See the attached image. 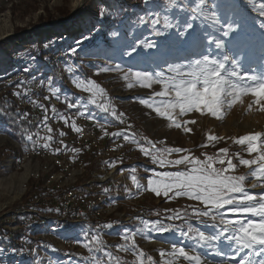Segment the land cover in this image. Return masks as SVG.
<instances>
[{"label":"rangeland","instance_id":"374dc122","mask_svg":"<svg viewBox=\"0 0 264 264\" xmlns=\"http://www.w3.org/2000/svg\"><path fill=\"white\" fill-rule=\"evenodd\" d=\"M11 1L12 8L6 16L13 24V35L1 45L7 54L0 55V79L20 70L27 77L33 75L35 81L40 79L41 88L52 87L55 94L47 95L50 99L46 96L44 105L37 108L42 106L48 116L54 117L55 127L59 122L52 112L60 105L53 101L60 104L63 91L69 95V105L80 103L75 110L104 112L101 115L106 118L110 111L116 117L122 115V121L128 117L126 128L138 134L146 147L157 150V161L148 159L152 161L142 165L143 171L137 167H114L111 170L116 175L107 182L120 180L116 186H129L125 196L136 199L132 206L138 212L129 213L132 223L126 230L129 240L122 241L130 251L116 258L102 255L95 259L82 254L76 264H196L195 259L180 255L181 248L189 258L199 257L200 264H244L249 258L259 264L264 260V242L240 248L234 238H229L238 227L237 221L252 225L253 233L264 234V225L256 224L264 217L251 213L264 203V0H113V4L86 0L72 19L69 17L77 9H72L71 0ZM65 20H79L87 28L77 37L63 32L40 36L34 29L42 24H50L47 28H51ZM188 24L193 25L191 30L187 29ZM97 26L105 29L103 39L94 38L76 53L84 58V63L76 71L68 70L72 74L64 77L70 88L58 90L51 86L56 68L71 56L69 45ZM10 42L14 44L11 51L7 48ZM129 51L131 55L127 54ZM33 66L38 77L30 72L35 70ZM193 69L201 73L195 80L189 75ZM61 74L54 79L56 84ZM173 81L197 85L200 101L191 112L182 114L179 106L170 107L177 104ZM216 85H220L219 89ZM218 94L222 98L219 108L213 103ZM157 109L167 111L172 119L159 115ZM21 111L17 119H22ZM65 120L74 129L72 117ZM117 133L111 135L115 137ZM24 135L20 142H26ZM10 144L0 137V204L9 203L0 209V222L12 210L30 205L29 198L38 193L37 187L42 188L47 176L56 170L49 166L52 161L44 159L49 170L42 166L39 177L32 174L23 183L27 185H22L25 194L10 201V192L19 188L17 176L12 187L7 186L8 179L18 172L17 164L12 165L19 154ZM97 156L93 153L87 157L90 162L85 178L63 186L64 191L79 187L95 172H111L93 167L106 161ZM201 167L207 173L215 170L210 177L211 186L198 183L188 187L175 182L176 186L164 194L162 177H179L180 181L197 175L202 178L203 173L193 171ZM127 170L130 171L125 177ZM139 173L150 176L140 177ZM209 193L211 198L204 199ZM54 194L63 192L56 190ZM237 204L241 206L237 208ZM221 220L233 221L227 226L229 231L225 232L226 225ZM200 232L209 236V241L200 240ZM249 238L251 242L258 237L249 233ZM256 252L260 254L257 256Z\"/></svg>","mask_w":264,"mask_h":264},{"label":"bare ground","instance_id":"6f19581e","mask_svg":"<svg viewBox=\"0 0 264 264\" xmlns=\"http://www.w3.org/2000/svg\"><path fill=\"white\" fill-rule=\"evenodd\" d=\"M85 1L86 0H71L70 6L74 10L79 8ZM105 1L111 4L114 3L113 0ZM12 4L13 1L11 0H0V47L4 42L8 41L11 35H13L11 31L13 29V24H11L9 16H6L12 8H10ZM56 25L57 26L47 28V26L51 25L42 24V26L36 27L35 30L40 33V36H50L63 32L71 37H77L80 32L87 28L79 22V20L60 21L56 23ZM13 47V42H10L7 48L11 51ZM6 54V50L1 47L0 55ZM63 54L69 55V53H65V51ZM1 59L0 57V63L2 62ZM17 75H25V82L23 85H26V87L23 88L24 90H21V95L17 96L15 99L14 91L0 92V95L6 97V100L8 99L10 103H14L22 110L20 112L22 119L29 118V121L25 122L28 126V131L24 135L26 137V142L34 140V147H43L46 141H48V144L52 145L53 148H47L45 152L33 151L28 155H26L24 148L19 156L14 157L12 166L16 163V170H18V172H15L16 174L14 177L12 176L8 179L7 186L11 188L15 182V176H17L16 182H18L19 188L16 189L15 192H10V201L25 192L23 187L26 186L27 188V185L23 183L29 181L30 178H32V174L39 177L40 172H42L40 171L42 166H44L43 169L45 171L49 168L47 167V163H43L44 159L52 161L49 166H54L56 170L54 174L47 176L46 183L41 186L42 188H40V186L37 187L38 193L35 195L33 194L29 198L31 199L30 205H23L20 210L19 208L14 211L12 210L5 215V220L0 222V264H18L24 259L22 257L31 255L36 248L38 237L41 235L38 233H45L47 235L53 231V227L62 225L64 222L70 223L71 225L77 222L79 223L82 220H87L88 222L89 219H94L97 215H101L103 213V208L99 206V202L106 196L107 191L88 196H85L84 193L85 191H90L92 188L98 187L97 178H95V176H100L102 180L101 184H106L109 177L111 178L116 175L115 170L103 174L104 176L101 173L95 172L91 179L86 180L82 185H79V187H68L67 189L69 190L64 191L65 189L63 186H67L70 183L77 184L79 179L85 178L88 169L87 164L90 162L87 157L91 156L93 153H96L98 155L97 157L104 160L124 158L126 152L125 148L127 147V143L125 142L130 140L132 133L126 128L129 120L128 117H125L126 119L123 118L122 127L125 130L127 129V131L122 133L123 129L114 128V123L119 122L116 116L110 119L101 118L100 120V118H98L99 121L96 122L95 119H92L91 113L83 110L79 112L77 118L75 114H73L72 124L74 125V129L71 134L74 136V140H70L69 145H64L63 141L68 138L66 135H63L64 137L58 135L59 123L55 127L54 117L48 116L47 113L43 111L42 106L39 109L37 108L39 104L44 105L47 95L55 94L52 87L45 86L41 88L40 79L35 81L33 75L28 74L27 77L26 72L20 70L14 71L13 74L2 77L0 80L16 77ZM34 75L35 77L39 76L37 73ZM225 80L228 81L227 79ZM53 104L60 105L59 102L56 101H53ZM29 109H31V112H28ZM30 113H32V117H29ZM89 120L93 123H89ZM97 124H104L105 130H111L105 131L102 125ZM46 126H48V136L47 132H44ZM86 128H88V136H84L86 135ZM35 132L38 135L37 139L35 137ZM112 132L118 133L114 135L115 137L110 138ZM29 137H31V139H29ZM124 140L126 141L124 142ZM83 145L88 146L90 149L85 150V146ZM0 186H2L1 183ZM56 190H58V192H63V194H54ZM65 193H67L66 196ZM47 203L50 205V217ZM8 204L9 203L0 204V209H3ZM64 209L69 210V212L66 213V219L62 212ZM36 215H38V217H34ZM85 217L88 219H85ZM29 222L30 224H28ZM90 225L91 224H88V228L91 227ZM156 245H158V243H156ZM16 248L22 250L16 251ZM67 248L74 250L75 245L68 241Z\"/></svg>","mask_w":264,"mask_h":264},{"label":"crops","instance_id":"0c3cea01","mask_svg":"<svg viewBox=\"0 0 264 264\" xmlns=\"http://www.w3.org/2000/svg\"><path fill=\"white\" fill-rule=\"evenodd\" d=\"M104 30L105 29L101 28L100 26H97L92 31L90 30L89 34H85L84 37H80L77 42L72 45H69L68 48L71 56L65 58L63 60V65L56 68L57 75L54 78L55 81L58 79V75H60L61 73L64 74H61L62 77H60V82H57V84L54 82V79L51 80L49 82L51 86L57 88L58 90L60 87H65V89L67 87L70 88V86L67 84L68 81L65 80L64 77L72 74L68 73V70L75 69L76 71V69L79 68L78 66L84 63V58L77 57L76 53H79L81 50H83L85 44H87L94 38H101L102 40L103 35L105 34ZM73 49H75V51H73ZM53 53L56 54L57 51ZM23 65H25V63ZM22 67H19V69ZM35 68V66L32 67V69ZM36 71L37 69L33 71L31 70L30 72L36 73ZM54 83L56 84V86L53 85ZM24 87H26V85H23V88ZM73 90L75 89L73 88ZM67 94L63 91L61 92L60 106L55 107V110L52 112V114L59 121L60 128L58 130V134L60 132L63 135H66L68 138L63 141V144L66 146L70 144V140H74V136L71 134L73 131V129L71 128L72 126L70 127V123L65 119L71 118L73 114V111L71 110H75L78 104H80L73 102L71 103L72 105H69V102H67V100H69V95ZM48 98L50 99V96H48ZM66 105L69 106L66 108ZM104 111L108 112L107 110H105V108ZM102 113L104 112H98L97 114L91 113V117L97 122L99 121L98 118H100V120L101 118L108 119L110 117H113L114 115H117L116 113L109 111L110 114L108 115H110V117L106 118L101 115ZM63 114L65 116V119L63 118ZM117 118L120 121L119 116ZM5 124H8V127L5 126ZM71 125H73L72 122ZM126 131L127 129H123L122 133ZM131 134L132 136L130 140H124V142L126 141L125 143H127V146H129V152L125 158L119 161H115L112 159L100 161L96 163L95 166H91L95 167L99 171H109L111 170V168L114 167H116V170L126 169L127 167L133 170L135 169L134 167H137V169L143 171L144 169L142 168V165L147 163V161H152L148 159L152 158L153 156L157 157V155H155L157 150H155V148L153 149L146 147L144 144H141L143 143L142 141L141 143H139L140 137L138 134H135L134 132ZM17 135V128L10 125V123H7V121L1 118L0 116V137L5 138V140L11 143L10 145H12L13 147L15 146V150L18 152L17 154L20 155L22 145L19 141L20 138L17 137ZM110 138H113V136H111ZM7 148L8 147H2V150H8ZM144 149L147 150L148 154L143 151ZM10 150L11 147L9 146V151ZM129 171L130 170L124 172L123 175L125 174V177H127ZM139 174H141L139 175L140 177L150 176V174L148 173ZM120 183V180L116 182L111 181L106 184H101L97 188H92L90 191H85V196L96 195V193L98 192L107 191L106 196L103 198L104 200L102 199V201L99 202V206L103 208V213L101 215H97V217L94 219H89V223L87 222V220H82L79 223L77 222L72 225L70 223L64 222V224L62 225H56L55 227H53V231L48 233L47 235L45 233H38L39 235H41L38 237L35 250L32 252L31 255L22 257L24 259L18 264H76L77 258L81 257L82 254H88L92 258L97 259L99 256L102 255H112L113 258H116L118 256H121L122 254L125 255L126 252H129L130 250L124 246L125 243H122V241L129 240V237L127 236L128 232H126V230L130 229V223H132V216H129V213H131L132 215H136L138 209H135L132 206L136 199L133 200L125 196V193L127 192L129 186H126L123 183V185L118 188L116 185H120ZM132 186L130 188H132ZM85 219L88 218L85 217ZM88 224H91L90 228H88ZM68 241L75 245L74 250L67 248Z\"/></svg>","mask_w":264,"mask_h":264},{"label":"snow or ice","instance_id":"6c2138e0","mask_svg":"<svg viewBox=\"0 0 264 264\" xmlns=\"http://www.w3.org/2000/svg\"><path fill=\"white\" fill-rule=\"evenodd\" d=\"M101 18H103L102 14H101ZM159 21H154V23H158ZM170 26V25H169ZM193 27L192 24H188L187 25V29L191 30V28ZM227 34V33H226ZM149 45H147L148 47ZM73 51H75V49H73ZM134 51V50H132ZM128 55H131V51H129L127 53ZM105 70H107V68H105ZM189 75H192L194 80L197 79L201 73H198L196 69H193ZM125 79H127V75H125ZM205 83L207 81H204ZM92 87V85H91ZM129 87H131V85H129ZM172 87H174L176 89V96H177V104L176 105H170V107H176L179 106L182 110V114L184 112H191L195 107L198 106L199 101H200V96L197 94V85L194 82H188V81H173L172 82ZM216 87L219 89L220 85H216ZM146 103V101H145ZM213 103H215V105L217 106V108H219V105L222 104V98H221V94H218ZM157 112L159 115L162 116H167L169 119H172V115L169 114L167 111L162 110V109H157ZM175 123V121H174ZM178 126V125H177ZM29 139H31V137H29ZM143 151L146 152V154H148L147 150L144 149ZM169 151H173V150H169ZM157 161V157L153 156V162L155 163ZM194 172H199V173H203V177L201 178V176H191V177H185V179L183 181H180L179 177H171V176H164L162 177V179L160 180V184L163 186L162 190L164 191V194L167 193L168 189H170L171 187L176 186L175 182H179L181 186L187 185L188 187H193L194 185H197L198 183H207L209 186H211V176L215 175V170L213 169L212 173H207V171L204 168H198V169H194ZM163 178H167L168 182L165 183ZM154 183V187H155V181ZM254 186V185H253ZM239 190V189H237ZM211 198V194L209 193L207 196L204 197V199H210ZM241 205L237 204V208H239ZM254 216H260V217H264V203H261L259 205V208L255 211L251 212ZM205 215H207V213H205ZM213 220L216 219V217H212ZM222 224L226 225L225 228V232L229 231V228L227 227L228 225L233 224V221H226V220H221L220 221ZM236 224H238V227L235 228L233 231L234 235L230 236V239H235L236 244L240 247V248H252L255 244L260 243V242H264V234H257V233H253L252 232V225H246L242 222H235ZM257 225H264V221L256 223ZM154 227V226H153ZM191 231V229H190ZM249 233H251L253 236H257V239L251 240V242H249L250 238H249ZM185 235H187L185 233ZM199 238L202 241H209V236H205V234L203 232L199 233ZM212 239H216V237H213ZM180 255L184 256L187 259H195L196 264H200V258L199 257H192L189 258L188 254L181 248L179 249ZM259 252H256L255 255H259ZM244 264H253V261L249 258V259H245L244 260ZM259 264H264V260L259 261Z\"/></svg>","mask_w":264,"mask_h":264},{"label":"built area","instance_id":"2783aa9c","mask_svg":"<svg viewBox=\"0 0 264 264\" xmlns=\"http://www.w3.org/2000/svg\"><path fill=\"white\" fill-rule=\"evenodd\" d=\"M24 82H25V75H17L16 77H11V78H7V79H4V80H0V92H12V91H14V99H15L17 96L21 95V90H24L23 89V83ZM38 102H40V101H38ZM0 103H1V101H0ZM80 110H82V109H77V110H73L72 109L71 111H73V113L75 114V117L77 118L78 115H79ZM121 116L122 115L119 114L120 121L117 122V123H114V128L123 129ZM29 117H32V113H30ZM17 121H20L22 123L23 122H28L29 118L17 119ZM89 123H93V122L89 120ZM97 125H102V128L105 130V125L104 124H97ZM110 130H105V131H110ZM45 131L47 132V136H48V126H46V128L44 129V132ZM37 136L38 135L35 132L36 139L38 138ZM62 136H63V134H62ZM84 136H88V128H86V135H84ZM139 143H141V137H140V142ZM141 144L145 145L146 142H143ZM21 145H22V147H25L26 155L30 154V152H33V151L45 152V150L47 148H53L52 145L48 144V141H46V144L43 147H34V140L33 141H29V142L21 141ZM83 146H85V150L86 149H90L86 145H83ZM112 160L119 161V159H112ZM87 166H88V164H87ZM95 178H97V184H98L97 186L101 185L102 180H101L100 176H95ZM66 194L67 193H65V196H66ZM47 207H49V217H50V205H48V203H47ZM19 210H20V208H19ZM62 212L64 213V217H65L66 213L69 212V210L68 209H64V210H62ZM34 217H38V215H36ZM65 219H66V217H65ZM28 224H30V222ZM21 250L22 249L16 248V251H21Z\"/></svg>","mask_w":264,"mask_h":264},{"label":"trees","instance_id":"16d2710c","mask_svg":"<svg viewBox=\"0 0 264 264\" xmlns=\"http://www.w3.org/2000/svg\"><path fill=\"white\" fill-rule=\"evenodd\" d=\"M86 12V9L83 11L84 14ZM70 15V14H68ZM0 101L3 103H0V116L3 119H6L8 121V123H10V125L14 126L17 128V137L19 138H23V134L27 133L28 131V126L27 124H24L20 121H17V117L19 114V110L20 108L15 105L14 103H10V101L5 97H1ZM28 112H31V109H29Z\"/></svg>","mask_w":264,"mask_h":264},{"label":"water","instance_id":"95a60500","mask_svg":"<svg viewBox=\"0 0 264 264\" xmlns=\"http://www.w3.org/2000/svg\"><path fill=\"white\" fill-rule=\"evenodd\" d=\"M83 4H84V3H83ZM83 4H82V5H83ZM82 5H81V7H83ZM81 7H80V8H81ZM80 8H79V9H80ZM79 9L75 10V11L72 13V15L69 17V19H72V18L74 17L75 13H76ZM49 25H50V24H49ZM34 29H36V28H34ZM29 31H30V29H29V30H26V33H28Z\"/></svg>","mask_w":264,"mask_h":264}]
</instances>
